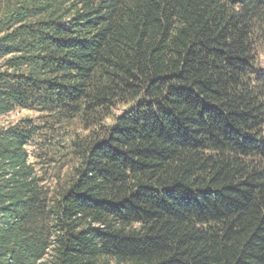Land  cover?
I'll list each match as a JSON object with an SVG mask.
<instances>
[{"label":"trees","instance_id":"16d2710c","mask_svg":"<svg viewBox=\"0 0 264 264\" xmlns=\"http://www.w3.org/2000/svg\"><path fill=\"white\" fill-rule=\"evenodd\" d=\"M7 4L0 116L132 105L51 207L26 151L37 129L0 130V264L50 248L53 264H264V0Z\"/></svg>","mask_w":264,"mask_h":264},{"label":"rangeland","instance_id":"374dc122","mask_svg":"<svg viewBox=\"0 0 264 264\" xmlns=\"http://www.w3.org/2000/svg\"><path fill=\"white\" fill-rule=\"evenodd\" d=\"M7 1L0 0V18L9 6ZM71 4V2L66 3L62 10L72 13L79 8L77 4ZM256 28L257 31L253 36L254 65L257 71L264 72V21ZM2 66L0 61V70ZM131 105L119 102L107 112L95 111L68 119L37 110L16 109L0 116V130L19 124L23 120H29L37 129V134L26 147V151L29 154V164L33 173L51 207L56 205L61 193L68 188L75 177V172L82 162L83 146L99 140L106 128L114 124L115 118ZM54 233H57L56 228L50 231V234L54 235L52 239L56 236ZM53 262H55V253L50 248L41 263L53 264ZM108 263L131 264L114 261Z\"/></svg>","mask_w":264,"mask_h":264}]
</instances>
